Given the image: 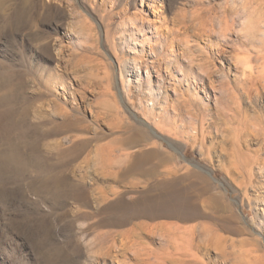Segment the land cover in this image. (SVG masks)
<instances>
[{
    "label": "rangeland",
    "instance_id": "rangeland-1",
    "mask_svg": "<svg viewBox=\"0 0 264 264\" xmlns=\"http://www.w3.org/2000/svg\"><path fill=\"white\" fill-rule=\"evenodd\" d=\"M135 128L209 185L111 248L91 214L139 190L95 149ZM166 222L200 227L198 264L264 255V0H0V264H180L138 225Z\"/></svg>",
    "mask_w": 264,
    "mask_h": 264
},
{
    "label": "bare ground",
    "instance_id": "bare-ground-1",
    "mask_svg": "<svg viewBox=\"0 0 264 264\" xmlns=\"http://www.w3.org/2000/svg\"><path fill=\"white\" fill-rule=\"evenodd\" d=\"M155 32L157 33L156 30ZM131 125L127 124L124 128H131ZM134 130H125L119 139L106 142L95 149L97 165L104 175L115 178L125 188L139 190L130 198L125 197L124 193H118V196L111 199L103 208L91 214L97 219L90 224L89 229L97 231L95 238L105 240L111 248H117L115 243L117 236L129 238L128 236L132 235V230L120 232L112 229L129 225L134 220H154L162 217L183 222L194 220L199 213L191 189L194 186L207 188L209 185L208 179L199 173L192 170L182 172L183 167L178 168L175 155L166 148L160 150L158 142L151 140L146 131L136 128ZM53 184L59 189L62 185L66 186L67 179L64 177L61 180L58 177L53 180ZM67 187H70V190L65 191V194L81 204H87L93 197L89 190H85L80 184ZM102 199L108 198L102 196ZM138 225L143 231L164 229V238L167 239L165 250H170L168 254L175 252L181 256L180 259H175V262L198 264L197 253L201 251V245L200 227L197 224L181 226L174 222H166L153 227L145 223ZM226 258L225 261L228 260ZM235 260L233 264H240ZM263 260L264 255H254L247 264H264ZM156 264H165V260L158 259Z\"/></svg>",
    "mask_w": 264,
    "mask_h": 264
}]
</instances>
